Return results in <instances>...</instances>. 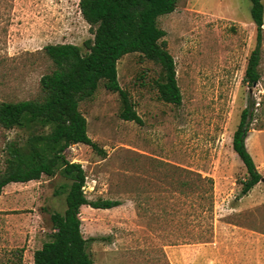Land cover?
Instances as JSON below:
<instances>
[{"label":"rangeland","instance_id":"1","mask_svg":"<svg viewBox=\"0 0 264 264\" xmlns=\"http://www.w3.org/2000/svg\"><path fill=\"white\" fill-rule=\"evenodd\" d=\"M80 1L0 0V104L42 94L41 78L53 70L46 46L73 44L86 52L94 28ZM251 9V0H178L174 13L159 18L176 64L180 106L160 99L161 67L139 54L119 61L118 77L141 125L122 118V98L104 82L81 102L99 150L74 145L67 157L83 166L89 201L121 202L110 210L81 208L84 237L98 239L88 247L94 264H264V183L242 194L247 170L233 149L253 98L258 115L247 147L264 177V41L261 81L244 82L257 37ZM27 138L23 130L0 126V173L6 145ZM177 167L213 179L212 212L198 210L199 217L180 205L188 199L180 193ZM70 183L58 172L4 189L0 264H19L21 254L22 264H34L35 252L54 233L51 214L67 209L66 194L56 192Z\"/></svg>","mask_w":264,"mask_h":264},{"label":"trees","instance_id":"2","mask_svg":"<svg viewBox=\"0 0 264 264\" xmlns=\"http://www.w3.org/2000/svg\"><path fill=\"white\" fill-rule=\"evenodd\" d=\"M251 2L257 37L244 82L253 87L261 81L264 4L262 0ZM177 4L178 0H81L82 15L94 28V39L84 44L86 52L73 44L46 46L45 54L52 62L53 70L41 78L42 94L31 100L0 104V126L7 131L23 130L28 136L24 144L9 142L6 145V168L0 173V196L12 183L39 181L43 175L54 177L58 172L71 182L63 184L61 191L56 192L66 194L67 209L64 213L51 214L54 233L51 241L35 252L34 264H94L88 247L98 239L84 237L81 208L110 210L119 207L121 202L89 201L84 191L86 172L81 164L73 163L67 157V151L74 145L84 144L99 150L97 143L89 137L88 122L80 104L92 98L104 82L108 91L118 93L122 98V118L143 123L119 83L118 63L129 54H139L159 65L161 74L157 88L160 99L176 106L182 104L176 64L166 42L162 41L167 34L158 25L159 18L174 13ZM257 104L250 99L233 137V149L247 170V178L241 183L243 195L264 183L247 147L251 122L258 115ZM176 171L180 193L188 199L180 205L189 206L196 215L198 210L212 212L213 203L208 204V201L213 199V179L179 167ZM198 226L202 227L201 224ZM205 232L209 230L203 234ZM22 258L23 254L19 264H22Z\"/></svg>","mask_w":264,"mask_h":264},{"label":"crops","instance_id":"3","mask_svg":"<svg viewBox=\"0 0 264 264\" xmlns=\"http://www.w3.org/2000/svg\"><path fill=\"white\" fill-rule=\"evenodd\" d=\"M12 184H14V183H12ZM11 185V184H10ZM32 263H33V257H32Z\"/></svg>","mask_w":264,"mask_h":264},{"label":"built area","instance_id":"4","mask_svg":"<svg viewBox=\"0 0 264 264\" xmlns=\"http://www.w3.org/2000/svg\"><path fill=\"white\" fill-rule=\"evenodd\" d=\"M85 189V188H84Z\"/></svg>","mask_w":264,"mask_h":264},{"label":"water","instance_id":"5","mask_svg":"<svg viewBox=\"0 0 264 264\" xmlns=\"http://www.w3.org/2000/svg\"><path fill=\"white\" fill-rule=\"evenodd\" d=\"M256 86V85H255Z\"/></svg>","mask_w":264,"mask_h":264}]
</instances>
